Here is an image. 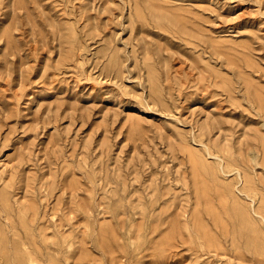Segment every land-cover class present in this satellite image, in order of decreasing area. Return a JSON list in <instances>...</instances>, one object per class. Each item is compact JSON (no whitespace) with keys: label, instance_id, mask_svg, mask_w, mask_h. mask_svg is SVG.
Instances as JSON below:
<instances>
[{"label":"rangeland","instance_id":"1","mask_svg":"<svg viewBox=\"0 0 264 264\" xmlns=\"http://www.w3.org/2000/svg\"><path fill=\"white\" fill-rule=\"evenodd\" d=\"M263 148L264 0H0V264H264Z\"/></svg>","mask_w":264,"mask_h":264},{"label":"bare ground","instance_id":"2","mask_svg":"<svg viewBox=\"0 0 264 264\" xmlns=\"http://www.w3.org/2000/svg\"><path fill=\"white\" fill-rule=\"evenodd\" d=\"M247 152H249V159H253V158H255V154H254V152H252V150H251V148H249L248 149V151ZM262 152L264 153V148L262 149ZM248 159V160H249ZM234 160H236V159H234ZM262 163H263V165H264V158L262 159V161H261ZM244 187L246 188V189H244L245 190V192H247V194L249 195V193H254L253 194V198H255L256 197V194H257V192L254 190V186H253V184L248 180V179H246V181H245V184H244ZM246 194V195H247ZM259 197H260V195H259ZM251 198V197H250ZM254 200V199H253ZM253 200H252V202H253ZM251 203V202H250ZM254 208V207H253ZM258 213V216H259V218H260V220L261 221H264V199H262V201L258 204V206H257V208H256V210H255V213ZM256 213V214H257Z\"/></svg>","mask_w":264,"mask_h":264}]
</instances>
